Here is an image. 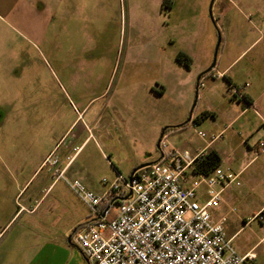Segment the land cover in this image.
Returning <instances> with one entry per match:
<instances>
[{
	"label": "rangeland",
	"instance_id": "374dc122",
	"mask_svg": "<svg viewBox=\"0 0 264 264\" xmlns=\"http://www.w3.org/2000/svg\"><path fill=\"white\" fill-rule=\"evenodd\" d=\"M244 1L215 0L211 10L213 0H0V224L9 222L12 231L19 230V223L26 219L25 215L20 219L21 195L43 197L41 187L49 188L56 177L54 162L58 158L64 163L59 156L75 137L79 138L74 143L77 147L91 134L95 139L74 157L72 172L83 175L90 168L85 175L91 181L98 183L107 177L112 182L106 174L109 160L121 168L124 177L131 174L129 163L145 145L140 137L121 139L113 133L115 127L105 123L109 114L103 112L94 124L91 113L82 112L92 92L110 85L112 91L119 90L127 98L123 107L132 120H143L149 125L143 131L150 132L155 111H159L160 122L161 111L172 103L176 90L184 87L180 83L191 69L196 70V64L186 70L177 66L174 81V72L168 68V40L174 25L179 30L185 22L193 27L197 18L196 48L204 47L212 59L207 71L214 62L219 39L218 64L224 48L227 54L223 60L235 61L240 52L260 39L233 65V72L242 73L247 66L255 72L252 80L237 74L243 81H234L240 91L244 92V84L257 88L261 79L257 84L255 78L264 72V0H248L249 6ZM172 5L174 11L168 9ZM172 40L176 41L175 37ZM199 78L193 81L190 109L181 117V124L189 123L187 131L183 136L167 134L162 140L167 149L181 150L185 143L192 148L205 144L198 133L209 136L211 120L197 127L193 121L202 120L208 104L218 107L220 96L227 102L228 97H234L228 85V91L218 88L210 95L209 81ZM161 85L167 87V95L153 98ZM117 112L118 108L111 110L114 115ZM79 114L83 121L78 120ZM248 117L254 119L252 113ZM168 127L160 130L157 143L164 131H170ZM157 143L152 153L142 156L144 164L160 159ZM70 174L45 197L80 199L71 189ZM245 184L243 181L241 188L232 186L224 193V200L229 201L235 195L234 203L230 208L224 201L216 214L225 222L229 238L241 230L232 242L234 248L241 254L253 253L254 264H264V222L243 227L262 208L264 185L251 192Z\"/></svg>",
	"mask_w": 264,
	"mask_h": 264
},
{
	"label": "crops",
	"instance_id": "0c3cea01",
	"mask_svg": "<svg viewBox=\"0 0 264 264\" xmlns=\"http://www.w3.org/2000/svg\"><path fill=\"white\" fill-rule=\"evenodd\" d=\"M244 4L249 6L248 0H245ZM171 11H174L173 5ZM196 20L197 18H194L193 27L188 22H185L181 30H179L178 26H173L175 28L172 39L175 37L176 41L172 39L168 40L170 44L168 68L170 67V70L174 72V81L178 70L177 66L183 68L182 70L187 69V67L180 65L177 61V57L180 53L191 58L193 61L191 68L196 64V70L192 71L191 69V72L183 80L184 82L180 80V82H183L180 83L182 84L180 86L184 87H179L178 90H176V97L173 98L172 103L168 104L167 107L161 111L163 116L160 122L158 117L159 111H157L158 109L155 111V124L152 126L150 132L143 131L142 128L145 126L149 127L143 120H132L123 107L124 99L126 100L127 98L123 96V92L119 90L115 92L112 91L110 85L103 91L98 92L99 94L96 93L97 91L92 92L88 105L83 109L82 114L84 112L85 114L91 113L92 123L94 124H98V121L103 116V112L104 115L109 114L111 116L109 118L110 120H105V123L109 127H115L113 133L121 139L124 137V140H127L126 137H131L138 140V136L140 137L141 142L145 145L142 146V150L139 151L138 154L135 153L136 155L129 163L133 168L131 174L135 169L146 165L142 162L141 158L143 155L153 152L155 143L158 142L160 136V130H162L163 127L169 124L170 127L168 128L170 131H164L162 133L160 141L157 143V149H159L158 145L167 137V134L168 137H170L171 134H180V136H183L187 131L189 123L181 124V117L190 109L193 81L198 76H200L199 80H201L203 72L208 73L206 69L212 63V59L204 47H200L199 49L196 48L198 46V35L196 32L197 30H195ZM257 34L260 35V33ZM259 40L260 39H257V41L255 40L248 49H244L240 52L235 61H231L230 59L223 60L227 51H225V48L223 52L221 51L222 59L220 64L217 63L218 66L216 64L214 70L204 77L212 86L209 92L210 95L216 93L218 88L222 91H225V89L228 91L227 85L229 90H231L230 86H236L235 82L243 83V81L239 79L240 75L246 76L247 80H252L255 72L251 66H247L241 73L233 72V65L236 64L237 61H240L248 50L257 44ZM238 73L239 76L237 77ZM258 75L261 78L256 77L255 82L258 84L260 79L261 81L257 88L256 86L251 88V85L244 84V92L238 89L241 97L236 94L231 99L228 95L229 102H227V98L225 99L215 94L214 96H217V98L219 97L218 107L208 104L207 108L202 111L208 114V116L198 122L195 120L193 121L194 127H197L204 120H211L210 124L213 128L209 136L205 134L207 136L206 140L203 139L205 140V144L192 148L188 143H185L180 146L181 150L171 149L172 151H188L191 154H196L203 150L206 154L211 151L217 152L222 159L220 166L222 169L229 168L236 174L241 173V186H233L241 188L244 181L247 185L249 184L251 192L259 186L264 185V151L259 147L260 143L264 142V72ZM169 78L172 79L171 72L169 73ZM161 86L162 87L157 90V94H155L153 98L158 99L160 97L164 99L167 95V87L164 85ZM226 105L228 106L226 110L225 108H221L226 107ZM117 108L119 112L115 115L111 113L112 109L116 110ZM248 113L253 114V120L249 119ZM82 114H79L78 120L81 118L82 121L84 120ZM145 118L150 119L147 117ZM200 133L202 132H199L198 135ZM214 137H218V139L212 142ZM78 139V137H75V139L62 150L59 158H64L63 162L65 164H62L57 158L55 164L56 170L60 172L64 171L65 176L71 172V178H73V180H81L91 193L103 195L108 189L103 183V179H107V177H104L97 183L91 181V178L85 175L89 173L90 168L84 170L85 173H83V175H80L79 172H72L74 157L84 149L85 145L87 146L95 138L92 137L91 134L81 146L77 147L74 143H76ZM72 144H74V146H72ZM108 149L113 151L110 148ZM107 161L106 174L111 176L109 178L111 181L116 179L117 174H121L123 178H127L124 177L120 167H114L110 164L109 160ZM120 164H123V166L126 165L123 161H121ZM42 165L44 166L45 163ZM131 174H129L128 177ZM58 182L59 181L56 180L55 177V180L50 184L49 188L41 187L39 193L42 194L43 197L33 194L28 196L21 195L19 210L20 219L23 215L26 216V219L19 223L18 231H12L9 222L5 225L0 224V264H88L87 260L82 255V251L73 243L71 237L74 235L75 231L82 227L87 221H95V217L81 199L45 197L46 193L58 184ZM41 186L43 185L41 184ZM25 187L26 186L21 187V193ZM44 192L45 194H43ZM240 194L243 197L246 196L245 193L241 192ZM234 199L235 195L232 196L230 201L225 199V204L229 205L231 208ZM103 207L104 206H101L100 209H103ZM262 210H264V203L257 214ZM248 222L249 220H246L243 227L252 225ZM240 231L241 230H239V232ZM238 233L231 238L234 240ZM262 240H264V237Z\"/></svg>",
	"mask_w": 264,
	"mask_h": 264
},
{
	"label": "built area",
	"instance_id": "2783aa9c",
	"mask_svg": "<svg viewBox=\"0 0 264 264\" xmlns=\"http://www.w3.org/2000/svg\"><path fill=\"white\" fill-rule=\"evenodd\" d=\"M230 89L241 97L236 86ZM259 147L264 151V142ZM158 150L157 162L129 177L103 179V195L91 193L81 180L69 183L95 217L71 237L88 264H254L256 256L238 253L216 214L224 193L241 186V173L219 166L197 175L194 165L207 155L204 150L172 151L162 141ZM55 176L66 181L64 171ZM256 221L264 222V210L248 223Z\"/></svg>",
	"mask_w": 264,
	"mask_h": 264
},
{
	"label": "trees",
	"instance_id": "16d2710c",
	"mask_svg": "<svg viewBox=\"0 0 264 264\" xmlns=\"http://www.w3.org/2000/svg\"><path fill=\"white\" fill-rule=\"evenodd\" d=\"M169 10H171V7H168ZM177 61L179 62L180 65H183L187 68L191 66L193 61L191 58L183 53H180L177 57ZM209 73H204L201 76V79L208 75ZM208 116V114L203 113L202 117L200 119H204ZM199 119L196 120L198 122ZM221 157L220 155L215 152L211 151L209 152L205 157H203L201 160H198L195 165H194V173L197 175H203V176H208L210 173H212L217 167L221 166ZM136 170V169H135ZM134 170V171H135Z\"/></svg>",
	"mask_w": 264,
	"mask_h": 264
},
{
	"label": "water",
	"instance_id": "95a60500",
	"mask_svg": "<svg viewBox=\"0 0 264 264\" xmlns=\"http://www.w3.org/2000/svg\"><path fill=\"white\" fill-rule=\"evenodd\" d=\"M214 1H215V0H213V2H212V4H211V10H212V8H213V3H214ZM211 10H210V11H211ZM211 14H212V11H211ZM220 46H221V39H219V42H218L217 48L215 49L214 62H213V64L211 65L210 69L208 70V73L211 72L212 70H214V68L216 67V64H217V54H218V50H219ZM158 148H159V145H158ZM149 165H150V164H146V165H144V166H142V167H140V168H144V167H147V166H149ZM125 200H127V199H125Z\"/></svg>",
	"mask_w": 264,
	"mask_h": 264
}]
</instances>
